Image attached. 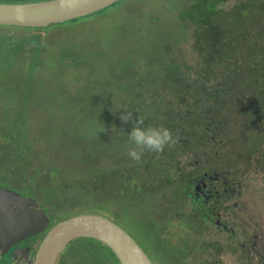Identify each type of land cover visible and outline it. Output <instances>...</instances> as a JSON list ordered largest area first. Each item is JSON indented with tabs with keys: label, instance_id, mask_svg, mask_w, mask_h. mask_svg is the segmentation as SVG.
Instances as JSON below:
<instances>
[{
	"label": "rangeland",
	"instance_id": "374dc122",
	"mask_svg": "<svg viewBox=\"0 0 264 264\" xmlns=\"http://www.w3.org/2000/svg\"><path fill=\"white\" fill-rule=\"evenodd\" d=\"M186 2L122 0L107 12H94L39 29L0 25V105L15 106L10 111L12 124V117L0 110V119L6 121H2L6 128H1L6 134L0 138L16 136L14 144L0 142V161L14 167L12 178L18 184L29 177L27 183L32 180L33 193L47 202L53 214L54 209L59 214L77 210L75 213L113 216L120 225L124 223L122 226L156 263L174 264L181 257L173 251L180 250L190 251L189 255L195 254L191 258L197 256L206 264H239L241 258L226 250L219 251V261L212 252L203 250L205 234L214 232L215 239L217 226L210 225L206 233L196 223L189 227L193 220L185 215L183 200L174 196L171 187L110 191L103 195L100 190L101 184L107 190L111 186L129 188L123 167L140 164L127 155L132 123H123L119 116L122 111H131L134 118L143 119V127H149L147 121H155L153 115L170 91L163 77L170 65L164 61L171 60L151 59L155 53L150 50L141 62L152 61L151 68L144 73L151 80L133 82L134 86L131 80H137L131 64L140 56L135 54L170 39L182 27L177 18ZM162 45L169 47L166 41ZM192 72H186L191 82ZM154 98L156 102L152 101ZM143 108L146 113L139 115ZM149 156L150 152L142 158ZM0 169L4 167L0 165ZM115 171H119L118 179H103ZM157 173L152 174L153 178ZM239 181L245 206L240 204L242 209L237 211L241 217L234 222L248 223L246 227L237 226L247 229L241 242L252 244L256 234L255 244L264 245V174L250 170ZM37 183L46 190L45 195L40 194ZM130 184L133 187L134 183ZM99 195L101 198H91ZM99 200L103 206L96 204ZM248 239L252 241L247 242ZM74 242L65 250L64 264H118L105 244L95 239ZM231 246L233 251H240L239 243L236 248L235 244Z\"/></svg>",
	"mask_w": 264,
	"mask_h": 264
},
{
	"label": "trees",
	"instance_id": "16d2710c",
	"mask_svg": "<svg viewBox=\"0 0 264 264\" xmlns=\"http://www.w3.org/2000/svg\"><path fill=\"white\" fill-rule=\"evenodd\" d=\"M110 6L97 13L107 12ZM177 21L182 27L169 34L170 39L144 48V52L135 54L140 56L131 64L137 80H131L134 86L133 82L151 80L144 73L151 68L152 61L141 62L150 50L155 53L151 59L171 60H163L170 64L163 77L170 88L168 97L157 107L152 118L155 121L147 124L170 129L175 144L165 148L162 154L150 152L149 157L134 161L139 166H128L125 184L129 183V188L111 186L107 190L101 184L102 195L168 186L180 201L197 170H209L213 166L220 171L221 166L226 174L234 170L239 177L250 170L264 174V0H187ZM164 41L168 48L163 47ZM73 62L77 64L78 60ZM189 69L193 71L192 82L186 73ZM181 70L184 72L180 73ZM145 113L143 108L139 115ZM92 149L91 146L89 158ZM123 156L126 160V154ZM155 172L158 173L153 178ZM117 174L119 171L103 179H118ZM130 182L134 183L133 187ZM147 182L155 184L147 185ZM97 202L103 206L100 200ZM105 246L121 264L114 251Z\"/></svg>",
	"mask_w": 264,
	"mask_h": 264
},
{
	"label": "water",
	"instance_id": "95a60500",
	"mask_svg": "<svg viewBox=\"0 0 264 264\" xmlns=\"http://www.w3.org/2000/svg\"><path fill=\"white\" fill-rule=\"evenodd\" d=\"M119 0H14L0 2V24L45 27L82 17ZM50 218L33 197L0 188V252L3 239L10 243L29 233L45 230ZM76 237L104 242L121 264H154L137 239L111 217L78 213L54 224L38 249L34 264H56L57 257Z\"/></svg>",
	"mask_w": 264,
	"mask_h": 264
},
{
	"label": "flooded vegetation",
	"instance_id": "af4514ba",
	"mask_svg": "<svg viewBox=\"0 0 264 264\" xmlns=\"http://www.w3.org/2000/svg\"><path fill=\"white\" fill-rule=\"evenodd\" d=\"M27 1H33V0H27ZM0 2H14V0H4V1L1 0ZM0 25H8V24H0ZM1 45L2 44L0 43V46ZM11 47L12 44L9 43V49ZM9 54H11V51L9 52ZM4 105L5 104L0 105V110L4 112L3 114H8L12 117L11 120V124H12L13 116L10 114V111L14 110L15 106L14 108H10L13 107V104L6 107H4ZM2 121L4 122L5 120L2 118L0 119V135L6 134L1 130L2 127L6 128V126L4 125V123H2ZM8 135H9L8 140H4L0 138V142L7 141L8 143L14 144V139L16 136H14L13 134H8ZM8 143L6 147H8ZM13 144L9 146H12ZM0 165L4 167V169H0V188L17 191L24 196L35 198L39 206L44 208V210L46 211L47 215L50 218V224L49 226L46 227L45 230L39 231L34 234L29 233L24 238L17 240L13 243L9 242L10 239L9 240L3 239L2 240L3 243L1 244V248L3 249V251L0 252V264H34L40 244L42 243L43 239L47 235L50 228L57 222L61 221L62 219L78 214L75 213L77 210L69 211V213L66 214L65 213L59 214L58 213L59 211L54 209L56 213L53 214V210H51V207L46 206L45 203L47 202L43 201L40 195L33 193L32 189L34 188H33L32 180L29 183H27L28 180L27 178L29 177L25 176V179H23L25 180V182L22 185H20V183L18 184L12 178L13 177L12 172L15 171L14 167L12 165H4V163H2L1 161H0ZM219 167L221 168L220 171L214 169L213 166H210L209 170H203V171L197 170V175L191 178L189 186L187 187L188 190L186 191L185 194H183L184 196L180 199L183 200V208L184 211L186 212L185 215L189 216V219L191 218L193 220V223L191 225L189 224L188 225L189 227H191L193 226L194 223H196L197 226L198 227L200 226L199 228L202 229L201 232H205V233H206V229H208L210 225L217 226L215 239L213 238L214 232L205 234L204 248H203V250L205 251L208 250V252H212L213 257H216L217 261H219L218 258L220 259L222 258L219 254V251L226 250L227 252L231 254H236L238 257L241 258L242 261L239 264H264V245L258 246L255 244V241L257 240L256 234L253 237L252 244H246L245 242H241L242 238L246 237L247 229L244 228L240 230L237 228V226L246 227L248 223L241 222V224H239L234 222L235 219L241 217V214L238 213L237 210L242 209L241 205L245 206L242 203V198L244 197V195L241 190L242 183L239 181V175H237V173L236 175L235 174L230 175L229 173L226 174L225 169L223 171L222 169L223 167L221 166ZM127 168H128L127 165L123 167L125 172ZM247 172H245V174H247ZM38 187L40 190V194L41 192L43 193V191H46L45 189L40 188L39 184ZM43 195L45 194L43 193ZM64 202L65 201H63L62 203ZM181 207L182 206L179 207V210H181ZM156 229L160 230L161 228L156 226ZM78 239L82 241V240H92L95 238L76 237L72 239L67 244L66 248L61 253H59L56 264L66 263L65 262L66 256L63 257L65 250H67L69 248V245L71 246L73 243H75L74 241ZM154 239H152V241ZM211 239H213V244H210ZM251 241L252 240L250 239L247 240V242H251ZM217 243H220L219 247ZM233 244H235V248L238 246L237 249L240 250L239 252L233 251L231 246ZM158 249H160V251L163 252L161 247L158 246ZM93 250L96 249L91 248V251ZM173 252L174 253L177 252L178 254L176 253L175 254L181 257L179 260H174L173 261L174 264H206L204 263V261H200L197 256L191 258L195 254L189 255L190 251L183 252L180 250H175ZM168 254H170V251ZM152 261L154 264H159L156 263L155 260L153 259Z\"/></svg>",
	"mask_w": 264,
	"mask_h": 264
},
{
	"label": "clouds",
	"instance_id": "9594fccd",
	"mask_svg": "<svg viewBox=\"0 0 264 264\" xmlns=\"http://www.w3.org/2000/svg\"><path fill=\"white\" fill-rule=\"evenodd\" d=\"M119 119L123 123H132L128 135L127 155L134 161L139 162L146 152L162 154L165 148L175 144L174 135L170 129L162 125L143 127V119L134 118L131 111H122Z\"/></svg>",
	"mask_w": 264,
	"mask_h": 264
}]
</instances>
